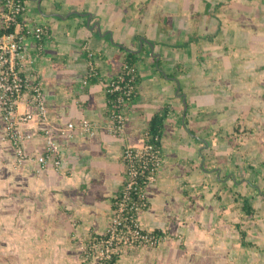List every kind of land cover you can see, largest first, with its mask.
<instances>
[{"label": "crops", "instance_id": "obj_1", "mask_svg": "<svg viewBox=\"0 0 264 264\" xmlns=\"http://www.w3.org/2000/svg\"><path fill=\"white\" fill-rule=\"evenodd\" d=\"M209 1L211 10L223 3L220 22L196 30L193 11L204 12L198 3L206 8L205 0H27L22 20L49 28L43 51L32 36L25 43L47 117L22 124L32 134L22 165L0 110V219L8 217L0 224L21 233L22 264H83L84 246L109 227L125 179L124 148L144 144L152 118L164 113V162L141 218L170 237L157 247L124 250L117 264H182L188 246L199 256L214 244L217 251L232 249L237 236L250 264L260 254L250 253L256 248L242 243L240 231L247 229L251 241L264 235V205L258 203L264 202V174L258 175L264 162V0ZM235 2L244 12L237 13ZM90 52L96 78L88 77ZM131 53L138 59L139 90L118 133L107 84ZM260 96L256 126L251 104ZM21 108L27 109L24 100ZM84 121L92 131L82 128ZM49 136L63 163L39 171L37 156ZM249 188L256 198L246 195ZM244 198L255 215L243 210ZM205 217L212 228L200 227Z\"/></svg>", "mask_w": 264, "mask_h": 264}, {"label": "built area", "instance_id": "obj_2", "mask_svg": "<svg viewBox=\"0 0 264 264\" xmlns=\"http://www.w3.org/2000/svg\"><path fill=\"white\" fill-rule=\"evenodd\" d=\"M27 11L25 0H0V110L4 122L5 137L11 142L18 165L29 159L25 142L32 137L30 132L22 129V124L34 118L47 117L45 92L37 71L26 64V38L32 36L37 42V51H43L46 38L43 37V25H26L22 17ZM15 28L12 30V28ZM45 34V33H44ZM44 39V40H42ZM88 77L98 73L94 54H89ZM86 77V80L88 79ZM139 78L137 66L125 63L117 75L107 84L108 104L113 120V130H124L127 103L133 100L138 84H132ZM128 80L126 87H123ZM119 91L118 100L113 94ZM112 95V97L110 96ZM27 109L22 111V101ZM117 102V103H115ZM74 127V122H69ZM85 131H92L93 125L84 121L81 124ZM145 140L141 146H127L123 152L125 166V181L120 194L115 199L113 216L108 230L103 237L95 238L85 249V264H104L111 261L115 255L124 250L135 249L138 246H156L168 238L166 231L157 233L146 229L140 214L148 206L149 186L157 179L164 157L157 141ZM38 170L46 169L53 163L59 169L63 163V155L54 139L49 136L45 148L37 156Z\"/></svg>", "mask_w": 264, "mask_h": 264}, {"label": "rangeland", "instance_id": "obj_3", "mask_svg": "<svg viewBox=\"0 0 264 264\" xmlns=\"http://www.w3.org/2000/svg\"><path fill=\"white\" fill-rule=\"evenodd\" d=\"M212 1V0H211ZM216 1V0H213ZM195 4V3H194ZM194 4L192 3V6H194ZM237 8L236 11L237 13L240 12H244L241 9H238V2H235ZM199 8L200 9H205V3H198ZM189 7V5H188ZM233 8V6H231ZM189 12H192V7L189 8ZM228 13V10H223L224 15H226ZM236 13V12H235ZM228 22V19H225L224 23L226 24ZM243 43L242 40H237L235 44L237 45H241ZM190 51V50H189ZM245 64V63H244ZM243 66V64H242ZM252 72H253V67H250ZM235 85L233 84V87ZM232 87V88H233ZM257 102L253 104H251V122L252 124L254 123L256 125V122L254 121V118L256 117H260V107L262 102H260V100H262L261 96L259 98L256 97ZM260 103V104H259ZM236 109V107L234 108ZM237 110V109H236ZM262 114H264V109H262ZM254 121V122H253ZM261 125V123H259L256 126ZM260 158L264 161V152H262V155L260 156ZM256 162V161H255ZM259 161H257L258 163ZM261 168H263L261 170V173H259L258 175H262L264 174V162L261 165ZM239 170H241V168H238ZM254 171L252 170L249 172L250 176L252 175V178L254 176ZM248 171H245V173ZM263 176V175H262ZM264 177V176H263ZM263 190H264V186H263ZM245 191V189H244ZM247 196H250L251 198L257 195V192L255 194V190H253L252 188L248 189L246 192ZM259 205H264V202L262 201V199H259ZM13 211V210H12ZM238 216V213H235V218ZM241 217V215H240ZM208 218V217H207ZM6 219H8V217H5L3 219H0V222H4L6 221ZM5 224H0V264H22V235H19L21 233H16L15 231H13V228H7L9 230L6 229V226H4ZM211 226H214V224L211 223V220L208 218V220L206 219V217L202 220L201 226L202 229H210L212 228ZM214 234H208L207 237H209V240H213L214 239ZM217 239L219 238L220 235H217ZM195 239L198 237L197 235L194 236ZM238 237V236H237ZM235 238V242H234V247L232 249H219L217 251V245L214 244V247H210L211 250H206L205 252H202V255H199L195 253L196 250L198 249H194L193 245H190L189 243L186 242V245H190L188 246V249H185L187 251V255L184 259V261H181L182 264H250L251 260H247L246 256L243 255L244 253V249L242 246H237V241L238 238ZM252 239V238H251ZM256 240H252L255 241V243L257 244L260 243L261 246L264 249V235H261V238H255ZM222 245L221 243L218 242V246ZM258 245V244H257ZM211 246V243H210ZM259 247H261L260 245H258ZM258 246H255L252 253H258L260 251L259 255H254V259L252 261V264H264V250H261ZM190 248V249H189ZM257 248H259L257 250ZM215 249V252H214ZM213 250V251H212ZM199 251V250H198ZM196 251V252H198ZM213 252V254H212ZM236 254L235 257H233V255ZM198 256V257H197ZM247 262V263H246ZM159 264V263H157Z\"/></svg>", "mask_w": 264, "mask_h": 264}, {"label": "trees", "instance_id": "obj_4", "mask_svg": "<svg viewBox=\"0 0 264 264\" xmlns=\"http://www.w3.org/2000/svg\"><path fill=\"white\" fill-rule=\"evenodd\" d=\"M205 1H206L207 6H206L204 12H200V11L196 12V11L192 10L193 11V22H192L193 24L192 25H193L194 29H196V30L199 29V26L201 23H203V24L205 23L204 26L209 27L211 25V23H213L215 25V20H218L220 22L219 13L221 12V6L223 3L222 2L217 3L215 9L211 10L210 9V6H211L210 1L209 0H205ZM205 15H206V18H204ZM215 18H218V19H215ZM14 29L15 28L13 27L12 30H14ZM46 30L47 31H45L44 33L49 32V28H47ZM1 32H2V30H0V33ZM44 33H43V37L46 38L47 34H44ZM42 40H44V39H42ZM137 61H138L137 56L135 54L131 53L130 56L128 57V60L126 63L133 65V66H137ZM97 76H99V75H96L93 78H96ZM139 77H140V75H139ZM139 81H140V79L137 77L136 81H132V84H134V85H135V83L139 84ZM127 83H128V80L125 81V83L123 84V87H126ZM119 93L120 92L117 91L116 94H113V99L115 101L118 100L117 96L119 95ZM137 93H138V88L136 89L135 93L133 94L134 95L133 100L135 99ZM110 96L112 97V95H110ZM115 103H117V102H115ZM165 120H166V113L155 115L152 118L151 128L148 130V135H146L147 140L153 141V140H155V138L157 136H159V137L162 136L161 128L163 127ZM157 143L162 148L161 139H159L157 141ZM162 151H163V149H162ZM243 210L247 214H249L250 216L255 215V212H254L255 208L248 201V198L243 199ZM253 218L254 217H252V219ZM241 225H242L241 223L238 224L239 227H241ZM156 232L161 233L162 230L156 229ZM240 234H241V241L244 245L249 246L251 248H254L255 246H257L255 242L248 239V230L247 229L240 231ZM116 260H117V256H115L111 261H109L108 264H115Z\"/></svg>", "mask_w": 264, "mask_h": 264}, {"label": "clouds", "instance_id": "obj_5", "mask_svg": "<svg viewBox=\"0 0 264 264\" xmlns=\"http://www.w3.org/2000/svg\"><path fill=\"white\" fill-rule=\"evenodd\" d=\"M26 1V5H27V0H25ZM27 8H28V6H27ZM27 12V11H26ZM25 15V14H24ZM35 26H37V25H35ZM47 28H45V31H47L46 30ZM45 34H47V32L45 33ZM97 67V66H96ZM97 70H98V68H97ZM139 70V69H138ZM99 74V71H98V73H97V75ZM96 76V75H95ZM88 80V79H87ZM138 87H139V84H138ZM137 87V88H138ZM139 90V89H138ZM160 139H161V137H160ZM146 140H147V138H146ZM162 140V139H161ZM129 146H132V145H129ZM125 149V148H124ZM123 152H124V150H123ZM124 163V162H123ZM163 166V165H162ZM125 167V166H124ZM162 168V167H161ZM161 170V169H160ZM160 170H159V172H160ZM159 172H158V174H159ZM157 178H158V175H157ZM157 180V179H156ZM156 180L153 182V183H155L156 182ZM124 181H125V179H124ZM123 184H124V182H123ZM122 187H123V185H122ZM122 189V188H121ZM149 190V189H148ZM121 191V190H120ZM120 194V193H119ZM148 196H149V194H148ZM117 198V197H116ZM115 198V199H116ZM114 204H115V202H114ZM149 207V200H148V206L145 208V209H143V211L144 210H146L147 208ZM113 209H114V207H113ZM142 211V212H143ZM142 212H141V214H142ZM141 214H140V217H141ZM113 216V215H112ZM112 218V217H111ZM141 221H142V218H141ZM142 224H143V226L146 228V229H150V228H147L145 225H144V223L142 222ZM108 230V229H107ZM153 230H155L156 231V229H153ZM162 231L164 230V229H161ZM164 231H166V230H164ZM166 233L168 234V238L166 239V240H164L163 242H165V241H167L168 239H169V237H170V235H169V233H168V231H166ZM104 235H102V236H98V235H96V236H94L93 238H91L90 239V241L84 246V250H83V254H82V257H83V264H85V262H86V258H85V249H86V246L89 244V243H92V241L95 239V238H99V237H103ZM162 242V243H163ZM161 243V244H162ZM161 244H159V245H161ZM159 245H156V246H150V245H142V246H148V247H157V246H159ZM139 247V246H138ZM137 248V247H136ZM135 248V249H136ZM130 250H133V249H130ZM123 253V252H122ZM122 253H119V254H117V255H115V256H117V260H116V262H115V264H117L118 263V259H119V257L121 256V254ZM114 256V257H115ZM109 262V261H108ZM108 262L107 263H104V264H108Z\"/></svg>", "mask_w": 264, "mask_h": 264}]
</instances>
